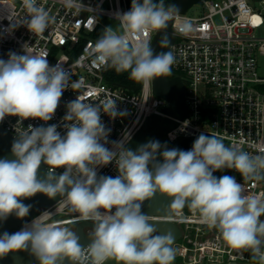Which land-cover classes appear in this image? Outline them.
Here are the masks:
<instances>
[{"label":"clouds","instance_id":"obj_1","mask_svg":"<svg viewBox=\"0 0 264 264\" xmlns=\"http://www.w3.org/2000/svg\"><path fill=\"white\" fill-rule=\"evenodd\" d=\"M26 16L17 22L9 17L10 32L19 25L32 33H43L52 20L37 0H21ZM69 7L78 0H67ZM179 15L174 5L164 0H132L131 8L117 13L119 29L106 28L89 53L93 62L128 72L129 78L144 85L154 78L171 75L175 57L171 51L153 55L146 33L157 32ZM185 23L180 31L186 33ZM167 35L160 41L169 47ZM81 87L71 80V72L47 58L10 53L0 59V121L6 116L22 119L53 118L65 89ZM101 113L115 119L126 113L117 110L116 102H85L79 96L67 105L64 121L66 134L57 125H29L12 143L15 159H0V221L9 215L26 217L31 205L21 198L43 193L60 196L58 204L78 213L79 221L95 225L91 243L83 247L76 231L51 220L44 211L16 232L0 234V258L9 253L30 249L39 264H105L116 258L121 264H171L174 249L172 232L153 235L157 229L151 216L141 212L142 203L157 193L171 198L169 210L187 206L198 211L201 222L217 229L233 249L249 251L256 264H264V194L246 195L243 185L232 176L216 177L217 170L234 169L248 180L264 179V154L252 155L237 145H226L217 135L200 134L191 150L168 149L150 140L134 152L124 142L105 147L108 129ZM104 141V143H101ZM163 150L161 151V149ZM163 162L157 160V154ZM116 161L118 175L97 176L96 168ZM43 161L49 171L37 178ZM63 168L60 174L56 169ZM115 208V212L112 209ZM101 209L104 211L102 212Z\"/></svg>","mask_w":264,"mask_h":264},{"label":"built area","instance_id":"obj_2","mask_svg":"<svg viewBox=\"0 0 264 264\" xmlns=\"http://www.w3.org/2000/svg\"><path fill=\"white\" fill-rule=\"evenodd\" d=\"M37 3L52 17L46 30L36 34L21 24L9 32L10 23H15L9 17L19 22L26 11L21 0H0V59L6 61L10 53L22 55L25 51L45 57L50 66L63 65L71 72V80L80 81L81 87L64 90L53 118L47 122L6 116L0 121V127L18 138L29 125L56 124L63 136L67 131L64 124L72 123L64 121L69 102L77 96L93 104L112 99L117 110L126 113L115 119L101 113L102 123L110 130L105 147L114 150L113 143L122 141L127 149L147 120L155 116L168 118L166 110L170 105L153 94L152 84L141 83L136 92L109 84L106 81L109 67L94 63V57L89 55L96 40L109 27L103 19L114 20L119 26L116 14L128 11L125 0H78V5L71 7L67 0H37ZM202 5L207 13L200 17L184 14L173 19L175 42L170 51L175 63L171 75L180 77L186 87L188 111L162 138L174 143L179 139L198 138L202 133L217 135L226 145H237L252 155L264 154V73L260 72L264 60V0H206ZM185 23L190 25L186 33L179 30ZM157 32L144 36L151 41L150 47ZM47 168L49 171L48 165ZM63 171V168L56 169L57 174ZM96 171L98 177L115 178L119 174L115 160L98 166ZM214 173L218 178L224 173L234 177L243 185L246 195L264 194V179L248 180L227 168ZM44 211L52 212L51 220L60 226L82 222L77 219L78 213L67 214L61 204L39 211L36 217ZM62 214L69 217L56 219ZM153 219L170 221L180 229L181 237L173 247L171 264L175 261L178 264H256L249 251L229 247L217 229L202 223L198 211L179 209L170 217Z\"/></svg>","mask_w":264,"mask_h":264},{"label":"water","instance_id":"obj_3","mask_svg":"<svg viewBox=\"0 0 264 264\" xmlns=\"http://www.w3.org/2000/svg\"><path fill=\"white\" fill-rule=\"evenodd\" d=\"M206 0H171L170 4L174 5L179 10V15L186 14L193 6L202 4ZM173 20L170 21L167 27L163 30H159L153 40L151 49L153 55L160 54L162 52L166 53L170 51L171 46L175 42V36L172 29ZM167 35L169 40V47L162 48L160 46V41L163 36ZM133 92L140 90V87L129 88ZM153 94L162 98L169 103V108L166 110L168 118L153 117L145 122L143 127L138 131V133L131 139L127 149L136 151L139 146L149 142L150 140L159 141L161 145H166L168 149L176 148L179 149L181 143L184 139H179L178 141L172 143L166 138H162L166 133L171 131L177 126V121L182 120L188 111V107L185 101L186 87L180 77L169 78L158 77L154 78L152 82ZM17 137L6 132L2 127H0V159L7 158L9 160L15 159L12 155L11 148L13 141ZM163 148L161 149V151ZM157 160L163 162L162 157L157 154ZM48 174L47 165L41 162L37 170V178L44 179ZM25 205H31L29 214L20 219L14 214L9 215L7 220L0 221V234L4 232L13 233L19 231L27 222L33 220L39 211L43 209H51L56 206L61 197L58 195L55 198H49L43 193H37L30 198H21ZM171 203V198L166 195L157 193L153 198L145 200L142 203L141 212L152 217L149 223L157 229L153 235H163L168 232H172L174 236V241L171 245L173 248L175 243L180 239L181 232L179 227L167 220H154L155 217L166 218L173 214V210H169L168 207ZM67 214H75L76 212L71 211L66 207ZM94 223L91 221H82L77 223L76 233L79 236V243L83 247H87L91 243V236L86 234V229L94 231ZM0 264H39V261L34 255L31 254L30 249L26 251H18L14 253H9L7 256L0 258ZM63 264H70V261L65 259ZM227 264H242V263H227Z\"/></svg>","mask_w":264,"mask_h":264},{"label":"trees","instance_id":"obj_4","mask_svg":"<svg viewBox=\"0 0 264 264\" xmlns=\"http://www.w3.org/2000/svg\"><path fill=\"white\" fill-rule=\"evenodd\" d=\"M125 1H126L127 10L129 11L131 8L132 0H125ZM170 1L171 0H164L166 5H169ZM169 78H173V76L170 75ZM106 81L109 84L120 86V87H125V88H133V87H138L139 85H141V83L130 79L128 72H117L112 67H109V71L106 74ZM196 139L197 138L185 140L183 143L180 144L179 149L184 150V151L191 150L192 145ZM213 175L216 176L215 173H213ZM188 209L189 208L187 206L183 208V210H186V211H188ZM173 211H176V210H173ZM253 262L256 263L255 261ZM172 264H178V263L175 261Z\"/></svg>","mask_w":264,"mask_h":264},{"label":"rangeland","instance_id":"obj_5","mask_svg":"<svg viewBox=\"0 0 264 264\" xmlns=\"http://www.w3.org/2000/svg\"><path fill=\"white\" fill-rule=\"evenodd\" d=\"M255 7L257 9H262V7L260 5H256ZM206 13H207V10L205 9V7L202 4H199V5L193 6L186 14L189 17H200V16H202V15H204ZM258 20L260 21V18H258ZM103 22L107 26L112 27L114 30H118L119 29L118 24L114 20L103 19ZM216 22H220V19L216 18ZM260 72L264 73V60H263V63L261 65ZM224 174L227 175L226 173H224ZM68 217L69 216H66V215L62 214L56 219H66ZM262 220H264V217H262ZM67 227H69L73 231H76L77 224L67 225ZM92 233H93V230L86 229V234L88 236L92 235ZM106 264H121V262L119 260H117V259L109 258V260L106 262Z\"/></svg>","mask_w":264,"mask_h":264},{"label":"flooded vegetation","instance_id":"obj_6","mask_svg":"<svg viewBox=\"0 0 264 264\" xmlns=\"http://www.w3.org/2000/svg\"><path fill=\"white\" fill-rule=\"evenodd\" d=\"M93 234V233H92ZM92 237V235H90Z\"/></svg>","mask_w":264,"mask_h":264}]
</instances>
